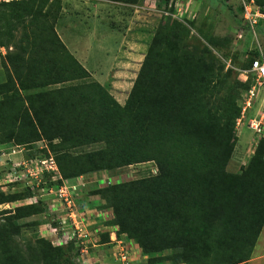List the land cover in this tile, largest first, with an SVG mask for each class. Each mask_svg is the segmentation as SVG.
<instances>
[{"label":"trees","instance_id":"trees-1","mask_svg":"<svg viewBox=\"0 0 264 264\" xmlns=\"http://www.w3.org/2000/svg\"><path fill=\"white\" fill-rule=\"evenodd\" d=\"M158 1L167 7L172 0ZM60 2L0 1V46L10 48L0 83V127L7 129L0 144L24 146L46 138L63 180L153 161L154 175L90 191L113 210L108 224L117 226L118 236L135 240L150 263L247 264L264 228V165L262 175L251 171V162L238 172L228 165L242 112L238 88L250 89L251 79L233 80V67L187 49L189 27L168 15L121 104L92 79L48 21L58 19ZM255 2L264 7V0ZM27 19L38 22L40 31L12 51L10 40ZM251 51L240 70L260 55ZM94 144L101 146L74 150ZM258 150L264 151V138ZM23 198L0 191V205ZM47 209V203L35 202L0 211V264H35L11 233L41 225L25 220ZM37 245L38 264H74L72 253L79 255L73 244L53 246L40 238Z\"/></svg>","mask_w":264,"mask_h":264},{"label":"rangeland","instance_id":"rangeland-1","mask_svg":"<svg viewBox=\"0 0 264 264\" xmlns=\"http://www.w3.org/2000/svg\"><path fill=\"white\" fill-rule=\"evenodd\" d=\"M89 1L90 0H88V2ZM98 2L104 3L106 8H101L100 10L92 8V10H89L83 7L84 4H80L77 10L78 12L76 11L72 14L68 13V16L66 15L65 18L62 19L61 27L64 39L70 45L71 50H76L79 54L83 53V55L87 57V64L96 76L92 79L107 84L113 83V85L119 81L125 93L130 89L132 82L136 79L147 53L151 38L160 27L161 23L166 20L164 17L168 15H171L172 18H177L180 22L189 27L190 33L184 41L187 49L198 52L214 60L218 65H225L226 69L227 66L228 68L230 66V60L232 66L235 65L234 67L242 69L241 65L246 55H252L253 51H251V49L254 50L257 48L258 42L255 35L252 33L249 26L245 25L243 0H172L167 7L164 4L160 7L158 0H139L138 3L135 4H127L125 1H118L119 3L116 4L109 0H107V2ZM89 5L91 4L89 3ZM167 12L170 14H167ZM57 14L60 18V12ZM54 19L55 18L51 17L48 21L54 24L58 21V19ZM68 19L71 20V23L67 22ZM41 21H45L47 24L46 19H41ZM32 22L31 19H27L25 25H19L15 30V35L10 40L11 43H14V47L11 49L12 51L18 50L21 44L25 45L27 40L32 39L34 32L40 31L38 22ZM258 22L256 26L258 32L257 38L262 41V47L264 49V34L260 31H264V18H260ZM95 24L98 25L97 29H93V25L95 26ZM96 30L99 31L98 34H96V39H93L92 32L96 33ZM107 31L111 32L110 38L106 36ZM242 33L244 34L243 38H239V34ZM213 41L217 43L214 44ZM8 50L10 51V48H8ZM239 77L243 79L244 76H241L239 70H235L232 79L241 80ZM238 92V103L240 105L242 104L243 94L246 90L239 87ZM23 93L26 95L28 92ZM115 93L116 91H114V94ZM263 97L264 93L260 92L259 97L254 101L253 107L244 114L242 113V116L239 117L236 123L235 132L237 143L228 165L229 171L238 172L242 166H247L251 162L253 164L251 171L262 175L264 151L260 152L258 147L254 149L253 141L256 135L251 128V121L253 118L263 113ZM6 131V128L0 127V143L5 138ZM53 141V143H57L55 142L57 139ZM10 144H12V147L10 146L11 148L3 151V153H11L13 150H21L23 148L20 154L24 153L25 157L30 158L32 156H44L45 153L49 154L51 150L50 141L46 138L33 144H24V146L20 147H17L14 142H10ZM100 146V144H94L91 146L78 147L74 150L76 152H81L99 148ZM51 152L53 153L52 150ZM0 155V191L5 193H21V195L24 196L22 200L16 203H5L0 205V211L12 209L16 204L21 205L23 203L35 202L52 203L55 197L48 193L47 187H42L46 186L52 179L50 174L47 173L45 175L47 184L40 187L34 185L33 188L28 187L29 190L25 191L26 186L11 181L14 179V176L11 174V167H13L14 161L19 162L20 159L14 160L17 159L16 156H10L13 160L5 161L1 151ZM14 155L18 156L19 154L16 153ZM2 161H4L5 164L9 162L2 166ZM107 173L106 177L98 176L92 180H108L109 178L110 180H108V182L106 181L107 183H118L124 180L139 179L157 173V166L155 162L150 161L114 170L111 172L113 176H110V172L109 174ZM82 182L83 180L69 181V183ZM84 187L85 186H81L83 190ZM81 188L76 194V201L77 203H86L88 200L83 195L81 196ZM98 203L99 201L96 200L93 204L98 205ZM105 217H108L106 213ZM0 219H2V215H0ZM31 219L40 220V223H42L41 225L49 221L47 216L41 215L25 221H32ZM29 228L31 227L22 228L16 232L13 231L11 233V238L13 243L21 247L22 253L30 261L38 264V261H41L39 260L41 254L37 241L42 238V235L40 234L39 228ZM113 229L118 230L116 227ZM113 229L110 228L109 230ZM29 247L34 248V250H31ZM69 253L70 252H68V254ZM74 254H76L75 263L80 264L77 260V257H79L78 252L75 251L72 255ZM87 254L88 252L84 254L85 257L82 258V263L84 261L85 263L88 262ZM247 264H264V228L253 255Z\"/></svg>","mask_w":264,"mask_h":264},{"label":"built area","instance_id":"built-area-1","mask_svg":"<svg viewBox=\"0 0 264 264\" xmlns=\"http://www.w3.org/2000/svg\"><path fill=\"white\" fill-rule=\"evenodd\" d=\"M243 5L245 25H248L255 35L258 42L256 49L260 55L252 60L250 67L243 70L232 66L231 60L229 61V67L239 70L241 76H244L243 79L239 77L241 80L244 82L249 79L252 80L251 88L243 94V101L240 104L242 108L241 116L242 113L244 114L253 107L254 101L259 97L260 92L264 93V49L262 41L257 38L258 32L256 30V26L259 23L258 20L264 18V7L258 6L255 0H243ZM167 14L170 13L167 12ZM243 36V33L239 34V38H243ZM251 128L256 135L253 141L254 149H256L264 138V111L260 116L253 118ZM17 147L20 146L17 145ZM22 149L13 150L9 154H15L18 151H22ZM13 164L11 174L14 176V179L11 181L21 183L26 188H33L34 185L40 187L47 184L45 175L47 173L51 175L52 179L46 186L42 187H47L48 193L55 197V199L51 204L47 203L48 209L43 214V216L48 217L49 221L43 224L42 235L51 241L53 246H68L73 244L79 250L81 256L77 257V260L81 263L82 257L88 252L89 244L92 240V235L85 226V213L76 201L78 190L81 186H85L86 183L84 181L82 183H69L68 180H63L55 155L51 151H49L48 155L44 156L23 157L22 160L16 161ZM59 180H63V182L58 184ZM111 243H114L116 259L119 264H135L129 244L119 237L116 232L111 239Z\"/></svg>","mask_w":264,"mask_h":264},{"label":"crops","instance_id":"crops-1","mask_svg":"<svg viewBox=\"0 0 264 264\" xmlns=\"http://www.w3.org/2000/svg\"><path fill=\"white\" fill-rule=\"evenodd\" d=\"M98 1L101 2H107V0H90L88 2V0H61V10H60V18L58 17V21L56 23H54L55 25V30L58 33V35L60 36V38L62 39V41L66 44V46L70 49V45L66 42V40L64 39V35L62 32V19L65 18V16H68L69 14H72L74 12H76L79 8L80 4H84V8H87L89 10H92V8L98 9L100 10L101 8H106L104 3H99ZM111 1V0H109ZM115 2L116 4L119 3L118 1H112ZM89 3L91 5H89ZM103 6V7H102ZM111 6V5H109ZM89 7V8H88ZM91 7V8H90ZM97 10V12H98ZM78 12V11H77ZM94 12V10H93ZM71 20L68 19L67 22H70ZM71 23V22H70ZM98 25L95 24V26L93 25V29H97ZM99 30H96L93 33V39H96V34H98ZM111 32L107 31L106 32V36L107 38L111 37ZM95 35V36H94ZM71 50V49H70ZM8 52V49L4 46H0V83L4 82L6 80V73H5V69L3 66V60L5 57V54ZM71 52L76 56V58L87 68V70L91 73L92 78L96 77L95 74H93V72L90 70L89 66H88V60L87 57H85L83 55V53L79 54L76 52V50H71ZM104 86H106L109 90H111L110 92L114 95V97L121 103V104H125L130 90L133 86H130V89L128 91H126V93L123 91L122 89V85L119 83V81H117L116 83H104L102 81H100ZM114 91H116V93L114 94ZM12 147V144L10 143H5V144H0V151L2 152V157L5 161L9 160H13L12 157L10 156H16L17 159L14 160H22L23 157H25V154L22 153L20 154L22 151H18L17 153L19 154L14 155V154H5L3 155V151L9 149ZM16 154V153H15ZM1 157V155H0ZM8 161V162H9ZM6 162V164L8 163ZM15 162V161H14ZM2 166L3 164H5L4 161H2ZM1 166V165H0ZM108 172V173H107ZM110 172V176H113V174L111 173L112 170H103V171H98V172H94V173H90V174H86V175H82L76 178H72V179H68V181H84L86 183L84 190L83 188H81V196L83 195L84 197H86V199L88 200L86 203H79L78 205L79 207L82 209V211L85 213V226L86 228L91 232L92 235V240L89 244V249H88V254H87V258H88V262L85 263V261L80 264H119L118 260L116 259V250L114 249V243H111V239L114 236V233H117V229H113V228H117V226H113V225H109L108 222L112 220V216H113V210L111 208H104V201H102V199L100 198L99 195H93L90 193L91 190L100 188L102 186H105L109 183L108 180H110L108 178L107 179H97L96 180H92L95 177L101 176V177H106V173L109 174ZM107 181V182H106ZM86 188V191H85ZM84 193V194H82ZM97 201H99L98 205L93 204ZM92 202V203H91ZM105 213L108 215V217H105ZM35 228H39L40 230V234L42 235L41 230L43 229V225H39L36 227H31L29 229H35ZM113 229V230H109V229ZM109 234V240L105 241L104 238L106 237V235ZM262 234V233H261ZM121 238H123L124 241H126L131 249L132 255H133V259H134V263L135 264H160V263H150L149 262V254L144 253V251L141 249V247L138 245V243L133 240V239H129L126 235L122 234L120 235ZM42 238H44V236H41ZM46 239V238H45ZM48 240V239H47ZM80 253H79V257H80ZM85 257V256H84ZM83 258V257H82ZM163 264H170L169 262H165Z\"/></svg>","mask_w":264,"mask_h":264}]
</instances>
